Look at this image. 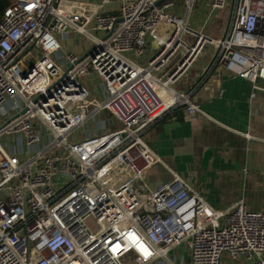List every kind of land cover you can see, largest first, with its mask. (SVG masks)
<instances>
[{"label":"built area","instance_id":"1","mask_svg":"<svg viewBox=\"0 0 264 264\" xmlns=\"http://www.w3.org/2000/svg\"><path fill=\"white\" fill-rule=\"evenodd\" d=\"M193 1L185 14L173 0H12L4 9L0 264H175L169 251L183 243L189 264H221L223 253L264 264V210L242 200L213 208L177 173L146 181L160 158L142 135L175 107L200 111L194 87L173 86L208 47L198 81L220 68L264 78V0H209L210 13L232 7L220 37L188 24ZM70 34L89 41L84 55L61 52L57 37ZM87 75L98 96L80 82ZM100 110L105 120L76 137Z\"/></svg>","mask_w":264,"mask_h":264},{"label":"crops","instance_id":"2","mask_svg":"<svg viewBox=\"0 0 264 264\" xmlns=\"http://www.w3.org/2000/svg\"><path fill=\"white\" fill-rule=\"evenodd\" d=\"M200 1L195 15L189 12L188 24L209 36H222L231 14L230 2L210 13L209 0ZM175 9L184 14L177 6ZM212 51L208 47L199 63L178 82L180 85L173 86L183 92L194 87L190 100L200 111L191 117L183 106L178 110L175 107L143 133V140L160 158L149 168L146 181L154 187L177 173L213 208L227 209L242 200L249 209L264 210V78L252 83L220 68L198 81L199 67L209 60ZM180 256L184 264H189L186 243L169 251L175 264ZM221 264L249 263L243 257L232 259L223 253Z\"/></svg>","mask_w":264,"mask_h":264},{"label":"rangeland","instance_id":"3","mask_svg":"<svg viewBox=\"0 0 264 264\" xmlns=\"http://www.w3.org/2000/svg\"><path fill=\"white\" fill-rule=\"evenodd\" d=\"M90 1H99V0H90ZM173 1H174V5L177 6L178 8H180L183 11V13L185 14L186 8H187L186 0H173ZM185 4H186V6H185ZM200 6H201L200 0H197L196 2L193 1L192 6H191L190 11H189L190 15L194 16L195 10L197 8H200ZM109 7H110V5H107L105 8L109 9ZM57 38H58L60 45L62 47L61 52H63V53L64 52L65 53L75 52L78 56H82L91 47L89 41L83 35H80V34H74V35L70 34L68 37H57ZM185 38L188 41H192V39L189 36H185ZM145 58H146V55L142 58H140V57L136 58V60L144 63ZM173 62L171 61V63L169 65H167L166 70H168L172 66ZM196 63H199V62H196ZM161 78L165 79V76L162 75ZM79 80L82 83V85H84L86 88L91 90L94 94H96L97 96L100 94L98 89H97V86L99 83V80L97 78L90 77L89 75H87V76H81L79 78ZM179 85H180V83L174 84L175 87H177ZM106 117H107V112L105 110H100L99 113L97 115H95L92 122H88L86 124L85 128L88 131H85V129L82 126H80L74 130V134L76 135V137H79V138H82L87 133L91 134L95 130V128H94L95 123H98L99 121L105 120Z\"/></svg>","mask_w":264,"mask_h":264},{"label":"trees","instance_id":"4","mask_svg":"<svg viewBox=\"0 0 264 264\" xmlns=\"http://www.w3.org/2000/svg\"><path fill=\"white\" fill-rule=\"evenodd\" d=\"M11 1L12 0H0V20L3 16L4 9L11 3ZM179 107L181 106H178L176 110L180 109Z\"/></svg>","mask_w":264,"mask_h":264}]
</instances>
